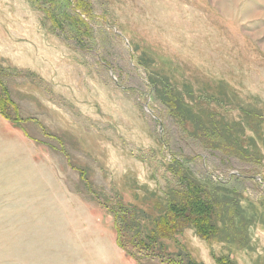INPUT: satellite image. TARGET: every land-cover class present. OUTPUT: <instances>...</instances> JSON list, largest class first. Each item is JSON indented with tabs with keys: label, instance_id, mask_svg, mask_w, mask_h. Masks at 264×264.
<instances>
[{
	"label": "rangeland",
	"instance_id": "rangeland-1",
	"mask_svg": "<svg viewBox=\"0 0 264 264\" xmlns=\"http://www.w3.org/2000/svg\"><path fill=\"white\" fill-rule=\"evenodd\" d=\"M46 1L0 0V82L12 101L0 107V264H164L126 256L99 202L146 208L172 184L165 140L190 153L189 133L208 124L264 165V0H87L98 17L89 45L55 26ZM147 72L182 93L181 140L176 115L154 109ZM202 155L223 177L207 163L219 156ZM257 191H242L254 223L250 249L231 253L238 264L264 259ZM181 241L204 264L227 249L191 229Z\"/></svg>",
	"mask_w": 264,
	"mask_h": 264
},
{
	"label": "trees",
	"instance_id": "trees-1",
	"mask_svg": "<svg viewBox=\"0 0 264 264\" xmlns=\"http://www.w3.org/2000/svg\"><path fill=\"white\" fill-rule=\"evenodd\" d=\"M46 2L55 26L64 34L72 39H78L83 45L96 42L91 22L96 20L98 23V17L95 16L89 1ZM45 9L49 13V9L47 7ZM139 64L148 70L145 65ZM148 76L150 81L146 84V93L150 100L155 102L154 109L163 120L171 118L172 114L176 115L174 118L177 122L173 123H176L177 127L173 130L174 133L180 132L177 137L181 140L183 130L187 132L184 124L189 120L181 107L182 93L166 85L163 77L156 76L157 80L149 73ZM1 91L2 108L4 101L8 103L12 101L4 85ZM163 92H168L170 100L168 97L165 98ZM261 129L262 126L256 132ZM189 134L196 138L191 139L196 140L199 146L193 147L190 153H186L172 137L165 140L170 154L167 169L172 184L169 183L161 195L157 192L150 193L151 201L146 208L129 202L123 203L119 197L115 200L112 198V202L104 199L103 203H99L111 215L116 245L126 256L138 262L156 259L164 264H204L195 259L181 241L184 231L191 229L204 241L216 240L226 246L224 253L215 254L210 250L215 264H238L231 253L250 249V227L254 223L251 217L244 214L245 210L240 205L242 191L248 187L254 188L255 185L260 186L261 191L257 192L260 193L259 200L264 204L262 154L254 148H250V153L247 149L235 148L234 140L237 139L231 129L222 130L208 124L204 128L193 129ZM203 152L207 156L211 153L219 156V161L212 163L206 161L213 170H224L223 177L220 178L208 170L206 162L198 163L203 157ZM232 170L238 171L239 174L232 173ZM256 175L261 176L262 181L256 180ZM87 186L91 188L89 183ZM169 243L177 247L171 250ZM253 264H264V259H257Z\"/></svg>",
	"mask_w": 264,
	"mask_h": 264
}]
</instances>
